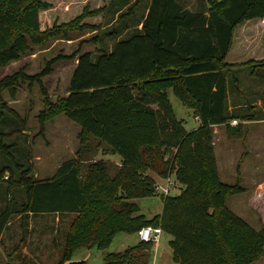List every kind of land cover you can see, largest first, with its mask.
<instances>
[{
	"label": "trees",
	"instance_id": "16d2710c",
	"mask_svg": "<svg viewBox=\"0 0 264 264\" xmlns=\"http://www.w3.org/2000/svg\"><path fill=\"white\" fill-rule=\"evenodd\" d=\"M147 2L141 26L116 41L112 50L79 55L69 94L55 105L48 103L41 114L44 120L52 111L64 112L81 126L82 134L96 137L120 155L122 164L111 175L109 162L101 160L84 174L80 164L68 160L47 180L34 179L28 168L22 171L23 165L17 164L22 172L18 181L27 192V200L17 205L26 215H76L66 237L67 264H88L71 261L77 250L96 244L106 249L118 233H138L147 225L161 226L173 236L176 263L251 264L264 257V227L254 228L227 206L228 197L242 188L219 177L213 127L224 124L231 135H238L242 122L232 125L233 120L258 119L251 101L240 106L251 112L230 109L227 71L238 65L263 67L253 75L264 79V58L228 62L227 56L237 27L264 18V0H203L197 10L182 0ZM129 3L86 5L73 19L43 28L41 12L51 8V2L0 0V67L19 60L32 45L63 35L79 20L96 27L85 19L106 9L120 11L122 17L132 13L135 4L123 12ZM126 26L127 21L122 27ZM119 32L116 26L108 35ZM54 61L36 74L21 68L0 79V122L12 110L3 97L6 89L15 96L16 86L28 80L39 84L48 97L43 77L51 73ZM169 89L194 111L198 127L189 130L177 117ZM3 147L10 146L1 143L0 150ZM150 170L161 177L175 172L184 188L179 194H161L162 213L147 218L133 200L158 194ZM11 214L10 208L0 214V242ZM153 245L140 240L124 251L109 252L105 264H148L147 258L141 259Z\"/></svg>",
	"mask_w": 264,
	"mask_h": 264
},
{
	"label": "rangeland",
	"instance_id": "374dc122",
	"mask_svg": "<svg viewBox=\"0 0 264 264\" xmlns=\"http://www.w3.org/2000/svg\"><path fill=\"white\" fill-rule=\"evenodd\" d=\"M52 7L43 10L42 27L61 23L79 15L86 5L91 8L106 6L110 0H47ZM130 0L125 6L135 4L132 13L106 9L101 15L88 17L85 22L99 26L83 25L79 20L71 25L63 35L50 36L40 45H32V49L17 61L0 67V79L24 68L28 74L41 72L48 62L55 59L49 75L43 77L47 95L39 84L30 81L20 82L15 96L10 89L3 93L8 109L0 122V144L9 145L0 150V214L11 209L9 224L0 242V264H67L63 259L66 237L74 214H29L20 211L21 202L27 200V192L19 178L21 170L17 164L27 169L29 176L36 180H47L55 176L61 165L68 160H75L87 173L90 166L98 161L109 162V173L114 175L120 155L101 143L92 135H84L81 126L59 111H52L42 120L43 112H47L49 104H57L60 98L69 94L70 80L81 53L91 52L97 55L102 50H112L116 41L128 36L140 27V22L148 11L147 0ZM203 0H182L184 6L191 10L203 7ZM206 1V0H205ZM108 6V5H107ZM127 21V26L122 27ZM81 22V23H80ZM120 28L117 36H109L114 27ZM234 51L227 56L228 62L235 61ZM263 69L252 65H238L227 71L230 81L229 105L232 112L248 111V107H240L242 103L251 101L258 110L255 120L242 121L238 118L237 126L242 122L238 135H231L226 125H215L214 142L219 177L227 184H238L242 191L227 199V206L256 229L264 227V79L253 75V70ZM236 86V88L234 87ZM178 118L184 119L187 129L192 130L200 121L195 118L194 111L186 107L172 92L168 90ZM50 101H48V99ZM15 110V111H14ZM234 125V124H232ZM7 168L5 171H3ZM3 171V175L1 172ZM156 180V186L169 187V194H179L184 184L177 179L175 172L168 177H161L148 171ZM161 190V189H160ZM159 189L158 194L135 199L140 212L147 218L162 213L164 203ZM21 203V204H22ZM169 233L164 232L156 247L141 259H148V264H176L169 247ZM140 241L137 233H118L106 249L93 252V247H82L77 250L71 261H83L96 264V260H104L109 252L124 251ZM148 256V257H147ZM147 258V259H146ZM251 264H264V257Z\"/></svg>",
	"mask_w": 264,
	"mask_h": 264
},
{
	"label": "crops",
	"instance_id": "0c3cea01",
	"mask_svg": "<svg viewBox=\"0 0 264 264\" xmlns=\"http://www.w3.org/2000/svg\"><path fill=\"white\" fill-rule=\"evenodd\" d=\"M231 51H234V54H236V57L234 58L235 61L233 62H240L250 58H264V18L247 20L240 24L235 31V40ZM195 118L198 120L197 116H195ZM117 163L121 165L122 158H119ZM169 235V247L173 251V248L170 245L173 236L171 234ZM159 244L160 243H157L155 245V249Z\"/></svg>",
	"mask_w": 264,
	"mask_h": 264
},
{
	"label": "built area",
	"instance_id": "2783aa9c",
	"mask_svg": "<svg viewBox=\"0 0 264 264\" xmlns=\"http://www.w3.org/2000/svg\"><path fill=\"white\" fill-rule=\"evenodd\" d=\"M238 123V120H233L232 124L236 125ZM156 189L160 190L162 193L169 194L170 188L169 187H156ZM164 233V230L161 226H153V225H147L142 227L138 231V236L140 240L147 241V242H153V243H159L161 241L162 235Z\"/></svg>",
	"mask_w": 264,
	"mask_h": 264
},
{
	"label": "water",
	"instance_id": "95a60500",
	"mask_svg": "<svg viewBox=\"0 0 264 264\" xmlns=\"http://www.w3.org/2000/svg\"><path fill=\"white\" fill-rule=\"evenodd\" d=\"M98 249H99V245L98 244H96L94 247H93V252H97L98 251ZM96 264H105V261L104 260H96V262H95Z\"/></svg>",
	"mask_w": 264,
	"mask_h": 264
}]
</instances>
